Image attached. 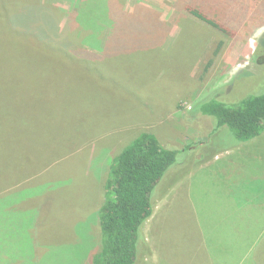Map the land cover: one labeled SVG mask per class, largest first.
Instances as JSON below:
<instances>
[{"label":"rangeland","instance_id":"1","mask_svg":"<svg viewBox=\"0 0 264 264\" xmlns=\"http://www.w3.org/2000/svg\"><path fill=\"white\" fill-rule=\"evenodd\" d=\"M102 2L104 16L83 18V11L92 13ZM188 2L26 0L14 8L41 10L19 22L30 31L35 22L37 37L19 32L28 38L18 35V47L8 51L13 59L0 51V129L5 111L23 120L12 145L0 136V264H92L100 250L95 209L106 163L144 132L171 150L189 146L215 125L211 117L197 119L192 107L218 91L235 101L251 89V78L264 81V70L254 64L259 41L264 43V0H198L221 30L190 15ZM140 8L161 23L159 37H152L161 39L160 49L103 59L115 13ZM80 11L79 30L70 39L99 60L62 59L49 40H56L54 17L61 33ZM90 21L100 41L86 44ZM6 91L15 92L11 100ZM230 143L214 135L167 180L142 228L145 247L137 264H240L244 228L259 241L264 202L255 204L259 210L254 203L241 212L232 207L264 183V133L240 147L228 148ZM229 225L241 231L238 246ZM253 255L250 263L258 264V251Z\"/></svg>","mask_w":264,"mask_h":264},{"label":"trees","instance_id":"2","mask_svg":"<svg viewBox=\"0 0 264 264\" xmlns=\"http://www.w3.org/2000/svg\"><path fill=\"white\" fill-rule=\"evenodd\" d=\"M25 1L0 0V16L3 18L5 25L0 27L1 34L3 33V38L0 37V51L3 54L7 51L6 58L9 59L15 58V55L11 57L8 51L18 47L16 41L18 35L28 38V36H23L19 32L31 36L36 35L35 37H37V33L32 28L35 22H30L32 31L24 29L19 24L20 20L32 19L35 16L34 12L41 10L36 6H26L17 13L14 8H19ZM197 1L190 0L188 2L187 12L202 23L221 30V25L210 15L211 11H209V8L196 4ZM104 5L103 3L100 8L95 7V10L92 8L94 10L92 13L83 11L85 13L83 18H98L99 14L104 16L106 14ZM89 7L94 6L90 5ZM143 10L147 13L150 11L147 8H140L139 12L115 13L109 39L103 48L105 51L103 59H107V57L122 58L120 56H129L132 52L156 51L160 49L161 39L155 40L152 37L155 35L159 37L161 23L156 22L157 20L150 18V16H144ZM139 13H141V17ZM77 14V16H71L66 29L61 33L58 30L60 25L58 18L54 17L57 22L54 27L57 41L54 38L49 40L54 47L58 48V52H63L62 59L70 57L79 60H99V57L95 58L92 53L83 55L85 50L76 47L75 42H72L73 39H70L71 32L79 30L80 27L77 26L76 21H79L78 18L82 11ZM92 23L95 22L90 21L88 28H85L92 29V31L83 43H93V40L100 41L98 39L100 33L95 31L98 30V27H96V23ZM32 43L35 45L34 39ZM62 47L66 48L65 52ZM261 53L264 56V43L260 44L259 41L258 49L254 56L256 70L258 66L261 70H264V57L261 58V63L258 62L260 60L258 57ZM48 54L52 55L54 53L48 52ZM83 68L88 69L89 67L83 66ZM5 70H8L6 71L8 72L7 76L12 77L14 75L8 68ZM250 84L251 87L249 88L251 89L246 87L243 93V96H245H240L235 101L229 100L231 96L225 95V93L221 94L223 91H218L214 93L213 97L202 99L196 107H192L191 111H197V119L208 120V117H211L214 119L215 125L212 126L210 133H206L205 131L207 130L200 131L202 136L197 140L191 141L189 146L183 149L171 150L165 147L155 134L144 132L125 147L113 162L110 160L109 163H106L101 179V198L95 209L96 220L99 222L97 230L100 235V250L94 256L92 264H137L139 262L145 247L142 228L153 215L154 204L158 199V194L163 190L167 180L173 175L180 173L178 171L183 166H186L189 160L193 159V157H190L193 150L198 149L201 145L209 146L211 138L216 134L225 137V141H230L228 148H233L245 145L264 133V81H253L251 78L247 85ZM3 94H7L6 98L11 100L15 92L6 91ZM232 94L235 95L236 92ZM18 122L20 123V130ZM2 124L0 136H4L3 142L7 145H12V142L19 136L23 120L18 118L17 115L6 114L5 111ZM26 125L28 126L29 124ZM13 135L14 138H12ZM120 149H117V151ZM111 157L115 156L112 155ZM199 159L201 160L200 157ZM254 187L255 189L252 190L254 194H249L252 199L251 197H239L233 200L234 203H237L234 205L235 207H232L234 210L238 212H241V210L246 211V208L251 203H254L251 205L252 207L259 210V207H256L257 205L255 204H263L264 202V183L260 182L259 186L254 185ZM256 195H261V198L254 200L253 197ZM244 196H247V194L244 193ZM238 202H241V204ZM246 229L247 227L244 228V231L249 233ZM228 230L234 231L231 239H235L234 241L238 246L241 235V231H238V226L235 225L233 228L229 225ZM246 233L243 235L245 238L240 241L245 248H243L245 253L240 264H243V260H245V264H251L249 256L257 254V251L259 254L258 264H264V225L262 230L260 225L259 241H257L258 239L254 240V238L250 239Z\"/></svg>","mask_w":264,"mask_h":264},{"label":"crops","instance_id":"3","mask_svg":"<svg viewBox=\"0 0 264 264\" xmlns=\"http://www.w3.org/2000/svg\"><path fill=\"white\" fill-rule=\"evenodd\" d=\"M163 221V220H162Z\"/></svg>","mask_w":264,"mask_h":264}]
</instances>
